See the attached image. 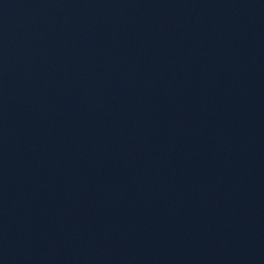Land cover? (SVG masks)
I'll return each instance as SVG.
<instances>
[{
    "label": "water",
    "instance_id": "water-1",
    "mask_svg": "<svg viewBox=\"0 0 264 264\" xmlns=\"http://www.w3.org/2000/svg\"><path fill=\"white\" fill-rule=\"evenodd\" d=\"M0 264H264V0H0Z\"/></svg>",
    "mask_w": 264,
    "mask_h": 264
}]
</instances>
